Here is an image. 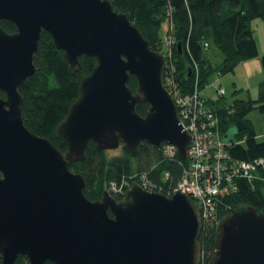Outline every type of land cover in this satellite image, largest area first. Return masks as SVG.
<instances>
[{
  "label": "water",
  "instance_id": "95a60500",
  "mask_svg": "<svg viewBox=\"0 0 264 264\" xmlns=\"http://www.w3.org/2000/svg\"><path fill=\"white\" fill-rule=\"evenodd\" d=\"M0 20L16 28L0 27V264L19 256L28 264H200L202 221L188 196L133 184L120 200L105 191L90 201L84 178L69 169L84 160L90 142L100 151L122 145L132 157L143 142L170 144L186 162L190 136L164 87V55L109 0H0ZM42 31L71 73L83 56L97 62L57 126L65 153L22 119L18 88L36 72ZM139 104L148 106L143 117ZM208 264H264V214L253 206L229 209Z\"/></svg>",
  "mask_w": 264,
  "mask_h": 264
},
{
  "label": "trees",
  "instance_id": "16d2710c",
  "mask_svg": "<svg viewBox=\"0 0 264 264\" xmlns=\"http://www.w3.org/2000/svg\"><path fill=\"white\" fill-rule=\"evenodd\" d=\"M109 1L115 11L128 16L152 51H161L163 27L171 22L170 35L174 41L172 60L176 67V80L184 92L191 89L193 78L188 73H191L194 64L201 72L199 88L202 90L216 72L221 75L233 72L240 63L258 57L251 22L257 18L264 22V0ZM0 27L7 33L16 31L14 24L7 20H0ZM204 43L223 55V61L217 68L205 57ZM177 44L181 45L180 50ZM79 62L80 70L71 73L51 36L42 31L33 58L36 72L18 88L24 101L22 119L25 127L33 134L48 139L62 153L66 152L67 146L57 134V126L77 98L81 79L89 75L97 64L95 58L86 56L81 57ZM261 65L264 68V55ZM127 86L135 93L136 79L130 76ZM0 96L5 95L0 92ZM217 97L221 100L224 95ZM220 104V101L215 103L207 99V105L217 120V133L225 136L231 128L235 130L233 137L229 138L230 145L226 146L229 158L246 162L264 158V137L258 139L254 125L248 119L253 110L264 114V80L258 85L256 99L234 100L231 105L224 106ZM147 111V105L136 106V112L142 117ZM177 159L163 161L160 148L146 142L140 145L136 157L124 150L118 156L108 157L106 151L97 150L94 143L90 142L84 160L69 165V169L84 178L85 197L90 201L99 200L111 184L123 187L125 182L131 183L143 173L155 185L162 186V195L165 196L179 181L186 166ZM165 172H168L169 179H163L162 174ZM257 178L252 182L244 178L235 180V193L218 199L216 216L202 224L199 242L201 258L206 264L214 256L216 225L228 214L229 209L253 206L264 214L263 169L258 170ZM116 199L120 200L121 197ZM13 264H28V261L19 256Z\"/></svg>",
  "mask_w": 264,
  "mask_h": 264
},
{
  "label": "built area",
  "instance_id": "2783aa9c",
  "mask_svg": "<svg viewBox=\"0 0 264 264\" xmlns=\"http://www.w3.org/2000/svg\"><path fill=\"white\" fill-rule=\"evenodd\" d=\"M171 31L172 24L169 22L167 33L162 40V54L166 60L163 83L175 104L179 124L190 136V144L186 153V162L180 161L186 165L181 178L171 191L165 193V197L170 198L176 193L188 196L196 205L203 224L216 216L218 199L235 193V180L244 178L252 182L258 179V170H264V158L251 162L232 161L229 158L226 146L230 145V139L224 141L217 133L214 112L207 105V99L201 95L197 65L194 64L191 71L193 81L189 91L184 92L176 80V67L172 60L174 41L170 35ZM208 47L209 45L204 43V50ZM216 74L218 76L220 73ZM215 93L217 96H223L225 90L220 85L215 87ZM160 150L163 161H174L178 157L174 145L162 144ZM162 176L164 180L169 178L168 172L163 173ZM133 184L139 185L147 192L161 195L163 192L162 186L155 185L146 173L140 174L138 179L131 183L125 182L123 187L111 184L106 191L113 197L121 196Z\"/></svg>",
  "mask_w": 264,
  "mask_h": 264
},
{
  "label": "rangeland",
  "instance_id": "374dc122",
  "mask_svg": "<svg viewBox=\"0 0 264 264\" xmlns=\"http://www.w3.org/2000/svg\"><path fill=\"white\" fill-rule=\"evenodd\" d=\"M251 28L253 30V36L258 47V57L240 63L233 72H226L223 75L219 74L218 76L216 72L210 82H208L204 89L201 90L202 95L206 99L215 103L220 101V105L224 106L231 105L234 100L257 98L258 85L264 80V68L261 65V57L264 55V22L259 18L254 19L251 22ZM166 30H168V23H166L163 27V32L161 34L163 38L166 35ZM162 51L163 46L161 47L160 52L162 53ZM204 55L207 59H209L210 63L215 66V68H217L223 61V55L213 46L210 48L208 47V49L204 51ZM200 78L201 72L199 69L198 83H200ZM220 85L225 90L224 98L221 100H219L215 93V87H219ZM248 119L253 123L258 139L262 140L264 137V114L259 113L257 110H253L249 114ZM234 132V128H231L225 135L226 137L221 135V139L224 141L229 140V138L233 137ZM122 151V145H120L116 149L106 151V154L108 157H115L120 155ZM123 195L117 197L122 198ZM219 222L216 226H218ZM200 264H206L202 258Z\"/></svg>",
  "mask_w": 264,
  "mask_h": 264
},
{
  "label": "bare ground",
  "instance_id": "6f19581e",
  "mask_svg": "<svg viewBox=\"0 0 264 264\" xmlns=\"http://www.w3.org/2000/svg\"><path fill=\"white\" fill-rule=\"evenodd\" d=\"M173 38V37H172ZM175 43H176V41H175ZM174 48V47H173ZM222 74V73H221ZM177 78V77H176ZM178 81V80H177ZM178 160V159H177ZM167 163V162H166ZM172 163V162H171ZM163 164V163H162ZM165 165V164H164ZM160 173V172H159ZM169 179V178H168ZM163 185H165V184H163Z\"/></svg>",
  "mask_w": 264,
  "mask_h": 264
},
{
  "label": "flooded vegetation",
  "instance_id": "af4514ba",
  "mask_svg": "<svg viewBox=\"0 0 264 264\" xmlns=\"http://www.w3.org/2000/svg\"><path fill=\"white\" fill-rule=\"evenodd\" d=\"M117 198V197H116Z\"/></svg>",
  "mask_w": 264,
  "mask_h": 264
}]
</instances>
